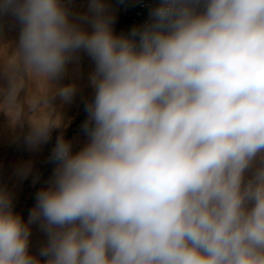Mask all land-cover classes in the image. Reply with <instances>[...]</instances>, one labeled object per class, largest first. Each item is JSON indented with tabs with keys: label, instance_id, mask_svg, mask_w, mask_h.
Here are the masks:
<instances>
[{
	"label": "clouds",
	"instance_id": "9594fccd",
	"mask_svg": "<svg viewBox=\"0 0 264 264\" xmlns=\"http://www.w3.org/2000/svg\"><path fill=\"white\" fill-rule=\"evenodd\" d=\"M91 8L88 32L60 0H0L22 25L0 67L10 94L12 70L54 85L79 50L95 64L89 142L57 137L54 186L30 213L46 259L0 190V264H264V0H160L130 36ZM28 122L31 144L61 126Z\"/></svg>",
	"mask_w": 264,
	"mask_h": 264
},
{
	"label": "crops",
	"instance_id": "0c3cea01",
	"mask_svg": "<svg viewBox=\"0 0 264 264\" xmlns=\"http://www.w3.org/2000/svg\"><path fill=\"white\" fill-rule=\"evenodd\" d=\"M98 2L103 5L104 13L113 17L111 27L114 30L120 5L105 0ZM60 3L67 9L71 21L85 31L93 30V0H60ZM114 8L117 11L113 15L111 11ZM21 27L11 11L0 12V67L6 65L18 45ZM94 70L95 64L91 57L84 50H79L68 62L62 79L52 82L56 87H75V94L68 100H61L59 96L52 97L55 88L48 79L23 69L9 73L13 82L21 85L15 95H12L5 78L0 75V190L11 197L15 214L21 205H28L33 200L36 192L38 196L41 190L54 186L59 161L52 159L51 154L57 137L62 136L70 142L73 153L89 142L90 138L85 129L89 120L86 106L94 100L95 91L90 83ZM44 119L61 126L51 131L47 142L29 143L28 121ZM251 174V170L246 172L245 180ZM37 196L36 201H32V207L20 217L30 227L29 252L44 260L46 258L40 256V250L47 244V234L42 230L39 219H29L30 213L37 206Z\"/></svg>",
	"mask_w": 264,
	"mask_h": 264
},
{
	"label": "built area",
	"instance_id": "2783aa9c",
	"mask_svg": "<svg viewBox=\"0 0 264 264\" xmlns=\"http://www.w3.org/2000/svg\"><path fill=\"white\" fill-rule=\"evenodd\" d=\"M120 5L113 33L114 35L130 36L134 28H142L151 17L150 13L160 0H105Z\"/></svg>",
	"mask_w": 264,
	"mask_h": 264
},
{
	"label": "rangeland",
	"instance_id": "374dc122",
	"mask_svg": "<svg viewBox=\"0 0 264 264\" xmlns=\"http://www.w3.org/2000/svg\"><path fill=\"white\" fill-rule=\"evenodd\" d=\"M116 9L114 8V9H112V14L114 15L115 13H116ZM29 190H31V187L29 188ZM34 190H35V188H34ZM33 190V191H34ZM33 196V195H32ZM25 212H27V205L25 204V205H21L18 209H17V211H16V214H19V216H22V214L23 213H25Z\"/></svg>",
	"mask_w": 264,
	"mask_h": 264
},
{
	"label": "trees",
	"instance_id": "16d2710c",
	"mask_svg": "<svg viewBox=\"0 0 264 264\" xmlns=\"http://www.w3.org/2000/svg\"><path fill=\"white\" fill-rule=\"evenodd\" d=\"M37 192L35 193V196L33 197V203L36 201ZM30 201L27 205V211L32 207L33 203Z\"/></svg>",
	"mask_w": 264,
	"mask_h": 264
}]
</instances>
